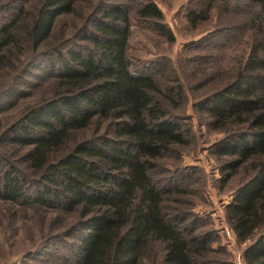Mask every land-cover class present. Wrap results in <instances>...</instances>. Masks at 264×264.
Segmentation results:
<instances>
[{"label":"trees","instance_id":"1","mask_svg":"<svg viewBox=\"0 0 264 264\" xmlns=\"http://www.w3.org/2000/svg\"><path fill=\"white\" fill-rule=\"evenodd\" d=\"M82 1H42L28 28L36 49L48 40L56 21ZM224 1L229 6L232 0ZM140 2L139 21L172 41L155 2ZM5 3L0 0V66L12 45L14 26L4 14ZM253 3L260 15L257 30L264 33V0ZM130 26V11L122 1L97 4L89 25L86 19L81 25V40L87 45L68 39L62 43L63 55L55 54L59 67L53 96L0 133V142L29 147L25 157L37 174L11 163L0 149V202L77 214L67 230L43 234L21 258L52 244L59 248L64 237L76 236L70 264H144L156 245L161 248L160 264H230L210 257L208 239L186 226L188 213L175 209L176 214L168 215L164 210V194L176 173L163 171L169 175L161 185L155 180L162 173L159 160L186 145L189 131L180 118L167 113L161 100L168 97L171 102V95L178 99L181 87L166 85L162 91L153 79L154 68L132 63ZM216 37L230 39L229 30L217 31ZM58 46L54 53L60 52ZM13 95L12 89L0 91V101ZM195 107L207 116L209 128L223 132L214 143L223 159L222 184L248 163L225 215L236 241L245 243L243 264H264V43L255 38L244 62ZM94 121L104 124L102 131L81 137L59 158L50 156L70 131L88 130Z\"/></svg>","mask_w":264,"mask_h":264},{"label":"rangeland","instance_id":"2","mask_svg":"<svg viewBox=\"0 0 264 264\" xmlns=\"http://www.w3.org/2000/svg\"><path fill=\"white\" fill-rule=\"evenodd\" d=\"M42 1L6 0L4 4L3 10L8 9L4 13L6 19H11L14 26L10 33L12 45L6 47L9 53L0 66V91L12 89L14 95L0 101V133L27 109L53 96L57 90L54 73L59 67L56 55H63L62 43L68 39L79 46L87 45L81 40L85 33L81 25L84 19L89 25L96 5L122 1L130 11L128 55L132 63L154 68L153 79L162 91L166 85L181 87V98L171 95L170 102L168 97L162 100L159 97L167 113L180 118L189 131L186 145L174 148L159 160L162 173L156 174L155 180L161 185L169 175L163 171L174 169L176 173L173 186L164 194V210L168 215L176 214L175 209L188 213L187 223L190 224L186 226L208 239L213 260L243 264L245 243L236 241L226 220L225 206L235 186L245 177L248 163L222 184L223 159L216 154L214 143L223 132L207 126V116L195 103L229 79L235 68L244 62L255 38L264 43V33L257 30L260 15L253 0H232L229 6L224 0H151L162 12L163 23L173 34L172 41L158 34L148 23L139 21L136 10L142 0H83L72 14L56 21L48 40L36 49L29 39L28 28L33 12ZM197 15L203 18L197 19ZM223 29L229 30L230 39H213L217 31ZM59 44L60 52L54 53ZM92 124L83 132L70 131L64 145L50 156L59 158L81 137L104 128V124L97 125V121ZM0 149L11 163L37 175L29 170L25 157L29 147L1 141ZM76 217V213L26 210L0 202V264H70L77 245L76 236L64 237L59 248L52 244L30 257H21L35 247L43 234L62 233ZM160 254L161 248L156 245L154 252L144 258V264H160Z\"/></svg>","mask_w":264,"mask_h":264}]
</instances>
